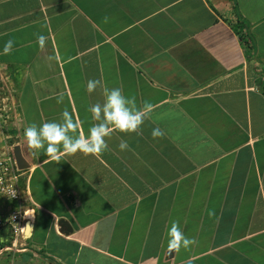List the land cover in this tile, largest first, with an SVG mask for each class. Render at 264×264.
<instances>
[{"label": "crops", "instance_id": "obj_1", "mask_svg": "<svg viewBox=\"0 0 264 264\" xmlns=\"http://www.w3.org/2000/svg\"><path fill=\"white\" fill-rule=\"evenodd\" d=\"M0 70L23 130L68 110L86 134L89 79L153 106L95 155L23 136L31 231L13 264H264V0H0ZM173 221L194 245L169 252Z\"/></svg>", "mask_w": 264, "mask_h": 264}, {"label": "clouds", "instance_id": "obj_2", "mask_svg": "<svg viewBox=\"0 0 264 264\" xmlns=\"http://www.w3.org/2000/svg\"><path fill=\"white\" fill-rule=\"evenodd\" d=\"M46 37L37 36V45L44 48ZM13 46V41L8 40L3 45V53H8ZM97 88L102 90V103H95L88 107L87 111L91 119L95 121L84 135L76 130L79 127L76 120L68 110L60 113L59 121L44 122L37 126L35 123L27 125L23 130V136L27 146L33 150H42L45 156L57 159L58 154L95 155L107 148L106 138L116 131L124 134L136 132L148 118L152 111V104L145 102L137 106L135 98L123 94L120 87H107L100 80L89 79L86 90L89 94ZM62 97L57 103H62ZM164 135L159 127L152 129L151 136L159 138ZM118 148L125 151L128 148L126 140L121 139ZM196 241L187 237L179 224L172 222L167 233V249L169 252L188 248Z\"/></svg>", "mask_w": 264, "mask_h": 264}, {"label": "built area", "instance_id": "obj_3", "mask_svg": "<svg viewBox=\"0 0 264 264\" xmlns=\"http://www.w3.org/2000/svg\"><path fill=\"white\" fill-rule=\"evenodd\" d=\"M18 95L12 76L0 70V209L6 211L0 214V228L10 233L7 241L13 249L24 239L28 221L22 186L25 170L18 168L15 158L23 138Z\"/></svg>", "mask_w": 264, "mask_h": 264}, {"label": "rangeland", "instance_id": "obj_4", "mask_svg": "<svg viewBox=\"0 0 264 264\" xmlns=\"http://www.w3.org/2000/svg\"><path fill=\"white\" fill-rule=\"evenodd\" d=\"M28 212V211H27ZM0 214H6L5 209L1 211ZM27 219V218H26ZM6 227L0 228V264H13V260L15 259V255L19 254V250L22 248V240L19 243L17 249L11 248V242H8L7 239L10 236V233L5 234ZM9 248V249H8Z\"/></svg>", "mask_w": 264, "mask_h": 264}, {"label": "water", "instance_id": "obj_5", "mask_svg": "<svg viewBox=\"0 0 264 264\" xmlns=\"http://www.w3.org/2000/svg\"><path fill=\"white\" fill-rule=\"evenodd\" d=\"M15 158L17 161V165L18 168L20 170H27L30 168L29 163L27 162V160L25 159V157L22 154V150L20 146H17L15 148ZM30 231H31V223L27 222V226H26V231H25V236L28 237L30 235Z\"/></svg>", "mask_w": 264, "mask_h": 264}, {"label": "bare ground", "instance_id": "obj_6", "mask_svg": "<svg viewBox=\"0 0 264 264\" xmlns=\"http://www.w3.org/2000/svg\"><path fill=\"white\" fill-rule=\"evenodd\" d=\"M28 214H29V213L26 214V217H27V218H28Z\"/></svg>", "mask_w": 264, "mask_h": 264}]
</instances>
